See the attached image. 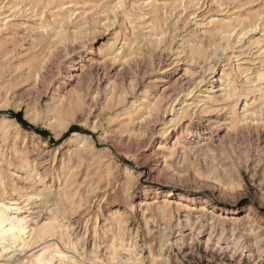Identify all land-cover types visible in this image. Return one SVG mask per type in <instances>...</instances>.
<instances>
[{"label":"clouds","instance_id":"9594fccd","mask_svg":"<svg viewBox=\"0 0 264 264\" xmlns=\"http://www.w3.org/2000/svg\"><path fill=\"white\" fill-rule=\"evenodd\" d=\"M0 264H264V0H0Z\"/></svg>","mask_w":264,"mask_h":264}]
</instances>
